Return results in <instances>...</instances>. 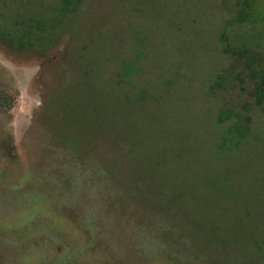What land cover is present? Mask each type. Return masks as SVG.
I'll return each instance as SVG.
<instances>
[{
  "label": "rangeland",
  "instance_id": "374dc122",
  "mask_svg": "<svg viewBox=\"0 0 264 264\" xmlns=\"http://www.w3.org/2000/svg\"><path fill=\"white\" fill-rule=\"evenodd\" d=\"M236 2L0 0V264H264V0ZM35 22L50 50L3 43Z\"/></svg>",
  "mask_w": 264,
  "mask_h": 264
},
{
  "label": "trees",
  "instance_id": "16d2710c",
  "mask_svg": "<svg viewBox=\"0 0 264 264\" xmlns=\"http://www.w3.org/2000/svg\"><path fill=\"white\" fill-rule=\"evenodd\" d=\"M84 0H61L60 16H66L75 13ZM257 0H237L235 16L230 20V24L242 25L245 22H254L255 16L258 13L255 10ZM261 19L264 20V15L259 14ZM29 30H16V35L13 37L11 34L2 33L1 39L3 43L11 50L15 51H28L30 49L39 48V51L45 52L50 50L58 41L60 31H54L53 28L44 29L40 23L35 22L34 25H28ZM34 30V31H33ZM38 34H34V33ZM255 90L254 95L258 105L264 104V66L258 70L255 75ZM228 112H220L219 121L227 118ZM241 131L237 128V132Z\"/></svg>",
  "mask_w": 264,
  "mask_h": 264
}]
</instances>
